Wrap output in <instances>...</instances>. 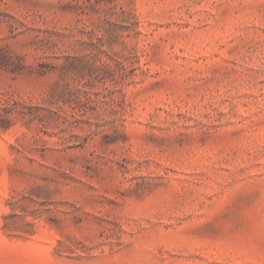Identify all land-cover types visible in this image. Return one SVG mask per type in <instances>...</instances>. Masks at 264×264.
Here are the masks:
<instances>
[{
    "label": "rangeland",
    "instance_id": "374dc122",
    "mask_svg": "<svg viewBox=\"0 0 264 264\" xmlns=\"http://www.w3.org/2000/svg\"><path fill=\"white\" fill-rule=\"evenodd\" d=\"M0 264H264V0H0Z\"/></svg>",
    "mask_w": 264,
    "mask_h": 264
}]
</instances>
